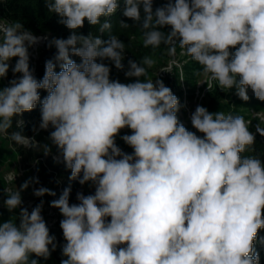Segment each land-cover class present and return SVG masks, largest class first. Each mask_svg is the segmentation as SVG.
<instances>
[{"label":"clouds","instance_id":"1","mask_svg":"<svg viewBox=\"0 0 264 264\" xmlns=\"http://www.w3.org/2000/svg\"><path fill=\"white\" fill-rule=\"evenodd\" d=\"M46 4L73 33L52 42L62 70L57 73L53 61H47L39 82L29 69L27 47L37 38L19 21L0 22V77L13 58L12 71L21 74L0 90V136L25 148L39 147L34 139L8 130L14 116L40 101L38 89L48 92L41 102L40 128L54 129L50 139L62 150L70 178L83 173L79 182L95 185L94 195H77L79 204L69 205L70 189L52 201L65 217L60 226L67 259L61 264H259L252 245L264 228V165L242 155L253 151L250 122L197 106L191 123L204 135L187 130L176 115L178 98L162 80L154 83L149 77L156 64L151 56L139 64L129 61L126 76L144 77L143 82L110 80L109 67L96 59L107 58L122 69L125 44L116 35L104 41L74 30L86 19L101 32L110 31L107 18L116 13L118 0ZM123 5V16L140 26L143 47L163 44L174 56L179 40L181 54L201 66L198 84L206 83L209 90L214 84L221 90L235 88L243 101L249 100L250 88L264 101V0H169L155 11L153 0H123ZM119 26L130 27L123 21ZM165 26L171 31L160 30ZM230 48H236L234 54ZM70 50L80 64L69 58ZM262 123L264 117L256 131L264 136ZM125 127L132 134L122 139L133 154L115 144ZM43 150L50 151L47 145ZM28 186L26 181L19 190L6 189L9 211L21 205V191ZM45 193L55 195L43 187L34 192ZM53 240L41 205L30 214L21 209L18 226L13 220L0 224V264H37L30 254L48 258ZM260 242L264 245V238Z\"/></svg>","mask_w":264,"mask_h":264},{"label":"trees","instance_id":"2","mask_svg":"<svg viewBox=\"0 0 264 264\" xmlns=\"http://www.w3.org/2000/svg\"><path fill=\"white\" fill-rule=\"evenodd\" d=\"M168 2L169 0H153V11L158 7L164 6ZM172 2L174 3V0H172ZM118 3L119 7L116 13L107 18L112 24V29L110 31L101 32L99 30V25H90L86 19L83 27L74 30L78 35H91L93 37H99L104 41H107L111 35H116L118 39L125 44L122 69H117L114 63L107 58L103 60L100 58L96 59L97 63H103L109 67V78L115 80H121L128 77L126 76V72L130 70L129 61L139 64L144 56H157L162 58L168 53L163 44L158 49L143 47L142 33L139 24L123 16V0H118ZM141 16L143 17L142 7ZM0 17L5 22L14 23L19 21L23 24L24 29L32 34H39L45 37L41 48L39 49L35 65H29V69L34 68L36 72L34 78L38 82L42 80L45 75V65L47 61H53L55 64L54 71L57 73L62 70V62L55 60L57 49L52 42L55 39H67L73 33V30L68 29L60 22L62 18L58 14L49 12L46 0H0ZM104 20L105 18L102 17L101 22H104ZM120 21L127 23L130 27L127 29L121 28L119 26ZM160 30L167 33L171 31V28L170 26H165ZM176 43L177 47H179V40H177ZM236 47L238 48L239 45ZM234 50L236 51V48H234ZM69 58L77 64L82 62L79 56L71 53V50L69 51ZM197 69L199 72L201 66H198ZM161 80L166 87L173 91L176 86L175 79L162 77ZM230 91L221 90L214 84L212 90L208 92L207 96L209 98L210 108L213 109V112L218 113L223 111L225 113L229 110V106L224 103V99L230 94ZM38 92L40 95V101L37 102L33 110L25 111L22 114L14 116L12 118V127L8 131L9 133L20 132L23 136L34 139L37 145H39L37 148H25L16 145L19 160L27 165L35 164L33 183L37 186V189L41 187L54 189L50 191L55 193V195L45 193L43 196H40L39 199L43 202L52 203V201L59 199L65 189H70L68 202L71 206L76 204L78 200L77 194L79 190L82 189L83 184L79 182V176L76 179L70 178L71 169L67 168L64 163L62 150L50 139V133L54 131L52 126L50 125L48 129L37 127L38 122L41 123V102L48 95V92L44 89H38ZM236 105H239L240 107H250L254 110L264 109V101L258 100L255 95L252 97L249 96L248 101H243L241 99L236 100ZM21 122L22 125L18 126ZM261 127H264V124H262ZM254 136L255 142L253 145V151L245 152L242 155H252L255 158L260 159L262 165H264V136L260 135L257 131H255ZM45 145L50 149L47 154H45L43 150ZM56 156H60V159L55 158ZM10 217H18L20 219V214L17 209L12 211H9L8 209L1 210L0 224L4 223ZM262 217H264V210H262ZM110 219V217L106 218V222H110ZM261 238H264V228L258 230L257 237L252 245L253 253L259 255V264H264V245L260 242ZM117 247H126V245H118ZM29 259H35L37 264L47 261L51 263V257H38L34 253L30 254ZM66 259L67 257L65 256V260Z\"/></svg>","mask_w":264,"mask_h":264},{"label":"rangeland","instance_id":"3","mask_svg":"<svg viewBox=\"0 0 264 264\" xmlns=\"http://www.w3.org/2000/svg\"><path fill=\"white\" fill-rule=\"evenodd\" d=\"M0 22H5L0 17ZM37 38V42L28 47L29 54V65L34 66L37 59V55L41 45L43 43V37L39 34H33ZM182 49L180 47L176 48L175 55H169L168 53L160 57H153L156 61L155 66L152 69H149V77L153 79L155 83L156 80H161L162 77H170L175 79L176 86L173 89L172 93L178 98L179 109L176 113L178 122L183 124V126L194 132L196 135L203 137V133L198 132L191 123V116L194 113L197 106L205 107L210 113L215 114L213 109L210 108L208 92L210 91L206 83H199L201 77L197 75L198 69L200 66L196 61L192 60L187 55H182ZM232 54L235 53L234 48H230ZM17 58H13L9 61V70L4 77H0V90H3L6 87L10 86V81L13 79H19L21 76L20 73H13L12 68L15 66ZM173 61H175L173 63ZM32 69V68H31ZM30 69V70H31ZM161 69L170 70L160 71ZM139 79L141 82L144 81V77H126L121 80H115L110 78L112 81H119L123 84L134 83ZM231 90V91H230ZM226 91H230V94L224 99V103L229 106V110L225 114L232 115H242L246 121L250 122L249 130L254 134L256 131V125L261 123V118L264 117V109L254 110L250 107H240L236 105V100L240 99L236 95V89L232 88ZM248 96H254V93L249 88L247 90ZM264 124V123H262ZM261 124V125H262ZM40 128V122L37 125ZM132 130L128 127H125L120 130V132L115 137L116 146L121 149L123 153L133 154L134 149L129 146L122 137L125 135H131ZM55 158L58 159L56 156ZM119 158V157H118ZM35 164L27 165L22 163L19 160V154L16 149V144L12 142L9 138L0 136V211L6 210L7 207L4 204V201L7 199V188L12 190L20 189V186L26 181L29 182V186L21 191V205L16 208L20 214L21 209H27L29 214L31 211L38 205H41V216L43 217L46 227L49 230V235L54 237L53 246L49 245V251L51 257V263L44 262L41 264H61L65 260V255L63 254V248L66 245L67 241L64 238L63 230L61 228V221L65 219L60 210L56 207L51 206L52 203L43 202L39 199L40 196L34 194L37 186L33 183V172ZM9 175L15 176L14 180L10 181L6 177ZM83 173L80 174L78 179L82 178ZM49 190H54L49 188ZM78 194L84 196L94 195L95 194V185L92 182H86L83 184L82 189L79 190ZM77 194V195H78ZM80 201L77 200L76 204H79ZM13 220L17 224L20 223L18 217H10L5 222Z\"/></svg>","mask_w":264,"mask_h":264},{"label":"built area","instance_id":"4","mask_svg":"<svg viewBox=\"0 0 264 264\" xmlns=\"http://www.w3.org/2000/svg\"><path fill=\"white\" fill-rule=\"evenodd\" d=\"M41 37H43V41H44L45 37L42 35H41ZM30 71L32 72L33 77H35L36 72H35L34 68H32ZM28 138L31 139V137H28ZM57 157H58V159H60V156H57Z\"/></svg>","mask_w":264,"mask_h":264}]
</instances>
